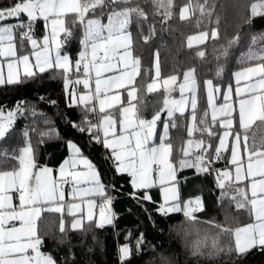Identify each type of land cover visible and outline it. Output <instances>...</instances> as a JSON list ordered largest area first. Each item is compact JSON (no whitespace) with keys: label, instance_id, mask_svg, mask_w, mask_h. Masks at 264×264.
<instances>
[{"label":"snow or ice","instance_id":"obj_1","mask_svg":"<svg viewBox=\"0 0 264 264\" xmlns=\"http://www.w3.org/2000/svg\"><path fill=\"white\" fill-rule=\"evenodd\" d=\"M144 2L148 3L149 0ZM151 3L156 9L155 14L162 16V22L171 19L173 9L180 7L179 19L182 21L198 13L197 27L202 23L206 26L213 23L214 4H210L209 0H195V3L188 0L183 6L177 5L175 0H151ZM117 5L124 7L117 10ZM106 8L112 10L107 14V23H104ZM23 14H26V21L9 25L0 23V58H5L7 64L6 75L4 65L0 64V86L23 84L49 70L62 71L65 89L72 86L70 106L81 107L86 114L94 113L99 117L95 124L90 120L80 123L70 121L72 126L79 132H89L91 140L111 150L109 158L114 160L116 171L127 173L134 189L144 190L145 195L140 199L151 200L147 191L159 187L163 193V203L157 209L159 213L164 216L183 214L189 222H200L196 213L203 211V200L196 197L194 200L181 201L177 171L192 167L200 173L208 172L212 163L208 150L213 145L203 139L196 140L195 147L202 149V152L194 156V162L189 159L175 160L173 144L169 140V123H164L163 135L157 143L156 127L161 112L157 111L151 119H146L142 109L134 103L137 100L136 77L140 74L141 61L133 56L129 26L133 17L147 20L144 9L135 0H17L7 8H0V21L19 20ZM253 18H264V0L251 3L250 15L244 22L251 25ZM38 19H42L49 29L42 42L34 38V22ZM215 23L219 25L218 16ZM76 25L82 27L83 50L74 61L70 55H62L61 51ZM19 29H25L20 33L21 48L24 39L30 41V55L35 58L34 62L29 54H18L15 36ZM150 31L154 33L151 26ZM218 36L215 28L211 36L209 32L202 31L198 37H189L188 46H192L193 39L203 43L209 38L215 40ZM239 40L237 34L228 41L227 46H222L220 52L225 59L229 49ZM258 40L264 41V34L253 36L252 46L241 57L245 66L234 73L235 87L231 84L227 86L222 104H216L215 95L221 89L214 85L213 80L206 81L210 112L204 111L198 122L195 96L198 85L194 70H189L183 76L184 82L179 86L180 100H163L161 111H166L167 116L173 118L176 112L183 114L185 111V91L192 94L190 105L193 123L187 129L190 137L194 132L210 137L217 135L213 132V125L223 129L222 135L218 137L219 144L213 150L214 157L219 160L224 153H230L233 168L217 171V187L222 190L220 200L230 199L237 209L245 210L251 220L235 228L214 224L220 230V234L214 237H200L197 234L190 244L193 257L207 256L211 259L223 253L243 256L257 247L264 249V139L257 143L255 137L250 140L248 135L253 125L264 126V47L255 48ZM197 55L204 57L205 53L199 51ZM222 73L223 66H218L216 75L219 77ZM73 74L83 78L71 79ZM156 75L160 76L158 60ZM176 80L177 76H169L163 80V86H171ZM75 85H83L86 91L77 90ZM158 87L156 83L148 84L147 91L154 92ZM23 110L22 104H17L14 110L7 112L0 109V141L10 135L17 114H22ZM32 114L35 116L38 113L32 109ZM171 127H176L174 119L171 120ZM23 135L27 143L19 149L18 155L0 153L6 159L17 161L11 170H0V264H58L51 253L41 250L43 238L40 225L43 214L61 215L59 231L62 234L66 231L63 219L65 212L73 217L70 222L73 230L82 228L85 219L96 227L104 228L114 221L111 212L113 197L107 194V186L102 183L96 165L75 142L67 141L72 154L58 170H54L38 163L27 129ZM44 136L59 138L55 129L43 133ZM187 143L191 147L194 142L189 139ZM180 151L183 157L189 156V151ZM80 166L84 170H78ZM54 171H58V176L54 175ZM67 184L71 185V202L65 199L64 187ZM12 193L18 194V204L13 203ZM97 196L102 198L100 204L96 202ZM77 200L80 202H75ZM82 205H86V216ZM97 208L98 215L94 211ZM223 234L231 238V243L226 247L220 244V235ZM143 243L141 234L136 241L137 252ZM132 255L130 244L120 246L121 264Z\"/></svg>","mask_w":264,"mask_h":264},{"label":"trees","instance_id":"obj_2","mask_svg":"<svg viewBox=\"0 0 264 264\" xmlns=\"http://www.w3.org/2000/svg\"><path fill=\"white\" fill-rule=\"evenodd\" d=\"M17 0H0V8H7ZM147 13V20L133 21L129 26L132 34V52L141 61L140 74L136 78L137 103L142 109V115L146 119L157 112H161L160 125L163 121L169 122V140L173 144V158L184 159L181 149L191 150L189 156H195L202 152V149L195 148V141L203 139L206 143L213 145L208 150L212 163L209 171L200 173L195 168L188 167L178 169V187L181 201L201 197L204 209L196 213L200 222H189L183 214H169L164 216L157 211L163 203L158 188L147 191L151 200L140 199L145 195L144 190H135L131 184V177L116 171L114 160L109 158L111 151L102 144L91 140V134L87 131L79 132L72 126L71 122L80 123L90 120L97 123L94 113H85L81 107L70 106L69 93L72 86L65 89L64 73L60 70H49L38 74L35 78L23 84L0 86V109L14 110L17 104L23 105L22 114H17L13 129L9 136L0 141V153H7L9 156L19 154V149L26 146V138L23 133L25 129L29 132L31 145L37 156L40 165L57 170L62 162L68 157L67 141L75 142L97 167L101 179L107 186V194L112 195L111 205L114 221L112 225L104 228L96 227L94 223L86 221L80 229H71L72 217L65 212V233L59 231L61 215L56 213H44L40 232L43 238L42 251L51 253L58 264H121L119 259V248L125 243L130 244L133 249L132 257L124 264H264V249L259 247L250 250L243 256L236 253H223L215 258L207 256L193 257L190 244L200 237H214L220 234V230L214 224L235 228L251 222L248 213L235 207V203L228 198L220 200L221 189L217 187L216 174L228 164L225 156L223 161H214V148L222 128L213 125V132L217 135H201L194 132L190 137L187 129L192 126V109L183 114L176 113L173 118L165 117L166 111L163 108V100L169 97L179 96L178 85L183 81V76L189 70H194L198 84L197 96V122L204 111H209L207 103L205 80H213L214 85L220 89L232 82V75L235 71L245 66L241 57L246 54L251 45L253 36L259 37L264 34V18H253L251 25L244 21L250 15V5L255 0H209L214 4L212 16L213 23L196 25V16L189 20L179 19L180 7L173 9V16L167 22H162V16L155 14L156 9L149 0H135ZM176 4L183 6L188 0H175ZM203 2V0H200ZM195 3V0H193ZM124 7L117 5L116 8ZM104 10L103 18H107L108 12ZM100 10H97V15ZM219 17V25L215 23ZM154 29V33L150 31ZM216 29L219 33L217 39L209 38L207 42L198 46H188V39L193 34ZM25 29L16 32L15 40L18 54H26L32 50L29 40H23L21 48L20 33ZM45 33V25L42 21L34 22V37L41 39ZM72 36L68 38L63 49L67 51L75 61L83 50L82 27L76 25L72 29ZM237 34L240 36L239 43L229 49L227 59L220 52L222 46H227L230 39ZM145 37H148L145 40ZM264 47V41H257L255 48ZM203 51L204 57L197 53ZM220 57V59H217ZM159 61L160 76L156 75V63ZM218 66H223V73L216 75ZM177 76L173 88H158L154 92L147 91V85L158 79L163 82L169 76ZM75 74L71 79H77ZM83 85L77 89L83 90ZM43 98V99H41ZM35 109L37 115L32 114ZM210 112V111H209ZM42 113V115L40 114ZM174 119L176 127H171V120ZM210 119V117H209ZM50 121L51 123H46ZM86 126V125H85ZM50 129H55L59 138L42 137V134ZM250 140L255 137L257 143L264 139V126L253 125L249 129ZM193 140V145H188V140ZM190 148V149H189ZM17 161L6 159L0 155V170H11ZM56 172V171H55ZM114 186V187H113ZM135 193V195H133ZM212 222V223H208ZM187 233V235H186ZM143 234L144 243L141 250L136 251V241ZM231 238L228 234L220 235V244L228 246Z\"/></svg>","mask_w":264,"mask_h":264},{"label":"crops","instance_id":"obj_3","mask_svg":"<svg viewBox=\"0 0 264 264\" xmlns=\"http://www.w3.org/2000/svg\"><path fill=\"white\" fill-rule=\"evenodd\" d=\"M26 19H27V17H26V14H23V15H21V17L19 18V20H17V19H4L3 21H0V23H3L4 25H9V24H15V23H18V22H20V21H26ZM106 20V19H105ZM38 21H42L43 22V20L42 19H38ZM44 23V22H43ZM44 25H45V23H44ZM49 32V29L46 27V25H45V33H44V35L43 36H45L47 33ZM208 32V31H207ZM199 34H200V32L199 33H196V34H193L191 37H198L199 36ZM209 36H211V32H209ZM35 38V37H34ZM43 38V37H42ZM37 39V38H36ZM61 39H63V34H61ZM37 40H39V41H41V39H37ZM207 40H209V39H207ZM207 40H205L203 43H198L195 39H193V41H192V45L193 46H198V45H201V44H204L205 42H207ZM30 42V41H29ZM18 50V49H17ZM62 53H64V54H68V55H70L67 51H65L63 48H62V51H61ZM1 61H2V64L4 65V73H5V75H6V73H7V69H6V66H7V64H6V59L5 58H1ZM240 70V69H239ZM239 70H237V71H239ZM236 72V71H235ZM234 72V73H235ZM234 73H233V75H232V82L230 83L231 85H233V87H235V79H234ZM137 78V77H136ZM208 80V79H207ZM207 80H205V82H204V85H205V91H206V81ZM175 84V83H174ZM174 84L173 85H171V86H169V88L171 87V88H173V86H174ZM198 85V84H197ZM229 85V84H228ZM228 85H226V87L224 88L225 90H226V88H227V86ZM224 90V91H225ZM195 96H196V94H195ZM206 97H207V94H206ZM196 100H197V96H196ZM222 102H224L223 101V96L221 95V97H219V98H217L216 99V104L217 105H220V104H222ZM209 109H210V106H209ZM210 111V110H209ZM185 112V111H184ZM176 113H179V112H176ZM175 113V114H176ZM235 115V114H234ZM165 117H168L167 116V112H166V114H165ZM161 118V117H160ZM159 124V123H158ZM158 127V126H157ZM157 127H156V134L158 135V130H157ZM253 127V126H252ZM251 127V128H252ZM250 128V129H251ZM156 142H159L158 141V136H156ZM67 147H68V145H67ZM229 147H231V139H230V141H229ZM111 151V150H110ZM68 153H69V155H68V157L66 158V159H68L70 156H71V150L69 149V147H68ZM65 159V160H66ZM225 159H227V162H228V164H227V166L225 167V168H223L221 171H224V170H231L232 168H233V166L230 164V153H226V158ZM64 160V161H65ZM63 161V162H64ZM62 162V163H63ZM60 167V166H59ZM59 167H58V169H59ZM57 169V170H58ZM78 170H84L83 169V167L82 166H80L79 167V169ZM119 173V172H118ZM177 173H178V171H177ZM54 174L57 176L58 175V171H56V173H55V171H54ZM121 174H127V173H121ZM128 175V174H127ZM100 179H101V176H100ZM177 180H178V174H177ZM101 181H102V179H101ZM102 183L104 184V182L102 181ZM105 185V184H104ZM154 188H158L159 189V191H160V195H161V199H162V201H163V193H162V190L159 188V187H154ZM178 189H179V187H178ZM135 190H137V189H135ZM64 191H65V199H66V201H70L71 202V185L70 184H67V185H65V187H64ZM12 195H13V203L14 204H18V194L17 193H12ZM95 199H96V202H97V204H100L101 202H102V198L101 197H99V196H97V197H95ZM75 202H77V203H79L80 201L79 200H77V201H75ZM82 207H83V209H84V214H85V216H86V212H87V208H86V205H82ZM94 211L97 213V215H98V208L97 209H94ZM111 212H112V210H111ZM80 214L78 213L77 214V216H79ZM72 219H73V217H72ZM71 219V220H72ZM87 220L85 219L84 220V222H83V224L86 222ZM18 226V225H17Z\"/></svg>","mask_w":264,"mask_h":264},{"label":"rangeland","instance_id":"obj_4","mask_svg":"<svg viewBox=\"0 0 264 264\" xmlns=\"http://www.w3.org/2000/svg\"><path fill=\"white\" fill-rule=\"evenodd\" d=\"M103 22L104 23H107V18H106V20L103 18ZM48 34V33H47ZM46 34V35H47ZM39 41V40H38ZM41 42H42V38H41ZM29 45L31 46V43L29 42ZM52 47L54 48V44L52 45ZM31 52H32V50L30 51V52H27L26 54H31ZM61 54L63 55L64 53H62L61 52ZM134 56V55H133ZM135 57V56H134ZM30 59L34 62V60H35V58L34 57H32L31 55H30ZM77 59H78V57H77ZM0 64H2V61H1V58H0ZM6 69H7V66H6ZM35 70V69H34ZM184 82V80L182 81V82H180L179 83V85H178V90H179V86L182 84ZM151 83H156L157 85H159L160 87H158V88H161V87H165V88H169V86H163V82L162 81H160V80H158V79H155V80H153ZM150 83V84H151ZM171 88V87H170ZM198 90V89H197ZM225 89L224 88H222L221 89V91L220 92H217V93H215V95H216V97L217 98H219V97H221V95L222 96H224V94L226 93V90L224 91ZM84 91H86V89H83V90H81V92H84ZM196 94V93H195ZM191 95L192 94H190L189 92H187V91H185V93H184V98H185V100H186V103H185V105H184V107H185V111H187V110H189V109H191V105H190V100H191ZM167 99H169V100H180L181 99V93H180V90H179V96H177V97H169V98H167ZM223 103V102H222ZM161 117V116H160ZM159 123V124H158ZM164 123H169L168 121H163L162 122V124L160 125V122L158 121L157 122V130L159 131L158 132V141H159V137L160 136H162L163 135V125H164ZM222 133H223V130H222V132H221V135H222ZM158 143V142H157ZM218 144H219V140H217V144H216V147L218 146ZM196 148V147H195ZM190 149V148H189ZM189 151H191V150H189ZM184 159H189L190 161H192V162H194V156H191V157H187V158H184ZM56 173V172H55ZM55 175V174H54ZM58 176V175H57ZM77 218H79V216H77Z\"/></svg>","mask_w":264,"mask_h":264},{"label":"built area","instance_id":"obj_5","mask_svg":"<svg viewBox=\"0 0 264 264\" xmlns=\"http://www.w3.org/2000/svg\"><path fill=\"white\" fill-rule=\"evenodd\" d=\"M79 78L82 79L83 77L81 76V77H79ZM81 86H82V85H75V88H76V89H79ZM93 87H94V83H93ZM95 117H96V121H97V123H98V121H99V117H98V115L95 114ZM224 156H225V153L223 154L222 158L219 159V160L215 159V157H214V161H216V162L223 161V157H224ZM109 196L113 197L112 195H109ZM113 198H114V197H113Z\"/></svg>","mask_w":264,"mask_h":264}]
</instances>
